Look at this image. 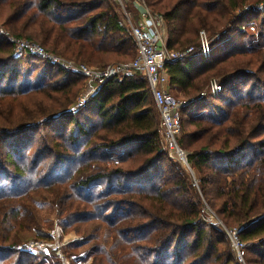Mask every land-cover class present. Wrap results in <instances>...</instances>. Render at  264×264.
I'll return each mask as SVG.
<instances>
[{"label": "trees", "instance_id": "1", "mask_svg": "<svg viewBox=\"0 0 264 264\" xmlns=\"http://www.w3.org/2000/svg\"><path fill=\"white\" fill-rule=\"evenodd\" d=\"M145 2L163 16L170 50L196 49L166 65L172 91L186 101L177 143L187 164L162 150L160 112L143 75L110 78L76 107L84 75L51 64L49 82L28 87L25 61L32 56L18 55L3 35L0 264H41L14 247L32 229L40 234L39 191L52 196L65 231L82 233L93 223L89 239L101 226L109 232V245L95 250L90 264H264V15L249 41L238 46L230 36L242 31L238 24L248 14H264L242 7L264 0ZM117 5L0 0V27L103 68L138 53ZM201 31L212 47L206 58L199 52ZM245 76L253 81L243 89L236 81ZM214 77L224 92L201 96ZM207 208L216 222L207 219ZM226 229L238 230L244 262ZM254 251L257 257L248 258Z\"/></svg>", "mask_w": 264, "mask_h": 264}, {"label": "built area", "instance_id": "2", "mask_svg": "<svg viewBox=\"0 0 264 264\" xmlns=\"http://www.w3.org/2000/svg\"><path fill=\"white\" fill-rule=\"evenodd\" d=\"M112 1L118 4L123 12L124 19L121 20L120 25L130 29L137 44L138 53L131 61L113 63L103 68L91 67L88 64L76 63L51 54L41 44L29 39L11 36L10 41L14 44L17 54L22 52L30 53L49 61L51 64L84 75L87 79V89L76 107L83 106L89 96L97 93L110 78L130 77L137 73L143 75L149 84L160 112L161 142L165 148L173 152L178 160L187 164L186 153L177 143V137L181 131V108L186 101L180 100L173 94L169 84L166 65L170 62L186 58L193 54L196 49L189 47L182 51L170 50L167 46L165 20L162 15L152 12L145 0ZM128 3H131L138 10L139 17L135 21L133 17L134 11L128 8ZM199 52L205 58L212 54L210 40L205 31L200 32ZM210 89L212 94H217L222 87L217 81H214L211 83ZM204 94L205 92L201 96ZM226 231L238 259L242 261L245 255V244L240 240L238 230L226 229ZM51 246L57 252V256L66 263L67 258L60 251L62 245L53 244ZM49 247L50 244L46 240L36 239L27 242L18 249L34 253L38 250H47Z\"/></svg>", "mask_w": 264, "mask_h": 264}, {"label": "rangeland", "instance_id": "3", "mask_svg": "<svg viewBox=\"0 0 264 264\" xmlns=\"http://www.w3.org/2000/svg\"><path fill=\"white\" fill-rule=\"evenodd\" d=\"M117 6H118L117 9L119 10L121 14V20H123L124 17H123L122 9L120 8L119 5ZM132 6L133 5L131 3H128V8H130L133 11V9L131 8ZM242 9H244V11L263 10L264 3H259V4H256L254 2L247 3L242 7ZM135 15L136 14H134L133 16L134 21L136 20ZM262 15L264 14L250 13L247 16H245L244 19L238 24V26L242 28V31L246 33L245 35H242L243 34L242 31H238V30L232 31L230 33L231 38H235L236 42H238V46L242 44L241 41H249L251 39V36H256L258 34L259 20L261 18L260 16ZM3 35H6L9 40L11 36L19 38L18 36L1 29L0 30V40L2 39ZM22 39H27V38H22ZM45 50H47L51 54L60 56L56 53L51 52L50 50L46 48ZM22 53L24 55L32 56L31 58L29 57L30 58L29 61L27 62L25 61V63L27 64L26 70L24 73L26 86L29 87V86H34V85H39V84H44V83L49 82L50 69L52 67L51 63L45 59L39 58V56L32 55L30 53H25V52H22ZM62 58L67 59L65 57H62ZM91 67H96V66H91ZM240 80H242V83L239 81H236V84L243 87V89L247 88L249 84L253 81V79H249L248 76L240 78ZM214 81L220 82V79L218 77L212 78L210 80L209 87L205 91V94L203 96L211 95L212 98H216L217 96H219L220 94L224 92V89L222 88L217 94L211 93V89H210L211 83ZM246 83L247 85L245 86ZM86 89H87V80H86V85L79 92V96L76 99L75 103L79 102L83 94L85 95ZM260 91L264 98V87L261 88ZM173 94L176 97H178L180 100L185 101V98L182 96V93L180 91H173ZM216 102H219L224 105L223 101H216ZM194 108H196L195 110H197V112L199 113L201 112L198 107H194ZM160 130H161V127H160ZM40 132L42 133L43 131H40ZM160 139H161V134H160ZM161 147H162V150H164L170 158H176L171 150L163 146L162 142H161ZM165 166L166 168H168V162H165ZM34 206H35L36 214L39 220L40 234H39V231L32 229L31 231L25 233L23 235V241H21L19 244H16L14 247L17 250H21L18 248L21 246H24L27 242L31 240H36V239L46 240L50 244V247L47 250H38L34 253L29 252V253H32L34 256H36L38 258V261L39 262L41 261V264H90L93 260L91 255L95 252V250H97L98 248L102 246L109 245V242H110L109 232L103 226H101V228L97 230V232L95 233L94 237L90 239L89 237L93 233V228H94L93 223H88L87 225H85L84 232L82 233H78L74 229L65 231L58 221L57 207L52 202V196L48 194L47 192L45 193L43 191H39L34 196ZM206 210L209 213V216H207V219L210 221L216 222L217 218L215 214L209 208H207ZM53 244L62 245L60 248V251H62V253L67 258L66 263L63 262L59 256H57V252L53 250L51 246ZM256 257H257V252L255 251L251 253L249 252L248 258H256ZM242 262H244V258L242 259Z\"/></svg>", "mask_w": 264, "mask_h": 264}, {"label": "crops", "instance_id": "4", "mask_svg": "<svg viewBox=\"0 0 264 264\" xmlns=\"http://www.w3.org/2000/svg\"><path fill=\"white\" fill-rule=\"evenodd\" d=\"M138 17H139V14H138ZM138 17H136V19H138Z\"/></svg>", "mask_w": 264, "mask_h": 264}]
</instances>
